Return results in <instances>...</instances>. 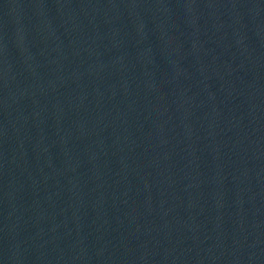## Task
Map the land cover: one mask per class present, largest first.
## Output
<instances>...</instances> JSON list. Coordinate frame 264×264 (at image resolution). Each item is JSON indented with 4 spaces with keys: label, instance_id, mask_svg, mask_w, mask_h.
I'll list each match as a JSON object with an SVG mask.
<instances>
[{
    "label": "water",
    "instance_id": "1",
    "mask_svg": "<svg viewBox=\"0 0 264 264\" xmlns=\"http://www.w3.org/2000/svg\"><path fill=\"white\" fill-rule=\"evenodd\" d=\"M0 264H264V0H0Z\"/></svg>",
    "mask_w": 264,
    "mask_h": 264
}]
</instances>
